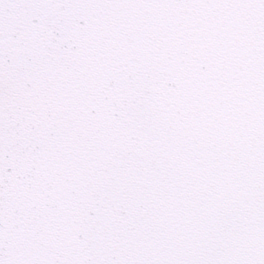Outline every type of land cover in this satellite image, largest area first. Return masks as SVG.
Here are the masks:
<instances>
[{
  "label": "snow or ice",
  "instance_id": "snow-or-ice-1",
  "mask_svg": "<svg viewBox=\"0 0 264 264\" xmlns=\"http://www.w3.org/2000/svg\"><path fill=\"white\" fill-rule=\"evenodd\" d=\"M0 264H264V0H0Z\"/></svg>",
  "mask_w": 264,
  "mask_h": 264
}]
</instances>
